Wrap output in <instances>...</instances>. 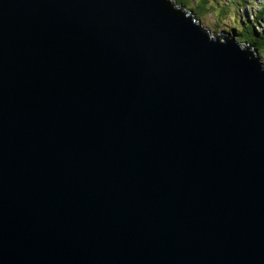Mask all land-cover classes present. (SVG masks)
<instances>
[{
    "label": "water",
    "instance_id": "water-1",
    "mask_svg": "<svg viewBox=\"0 0 264 264\" xmlns=\"http://www.w3.org/2000/svg\"><path fill=\"white\" fill-rule=\"evenodd\" d=\"M232 32L0 0V264H264V63Z\"/></svg>",
    "mask_w": 264,
    "mask_h": 264
},
{
    "label": "rangeland",
    "instance_id": "rangeland-1",
    "mask_svg": "<svg viewBox=\"0 0 264 264\" xmlns=\"http://www.w3.org/2000/svg\"><path fill=\"white\" fill-rule=\"evenodd\" d=\"M176 4H180L178 0H173ZM253 1V0H252ZM211 3H206V7H208V10H199L196 9V12L192 11L191 8L184 9L187 13H191L192 16L195 18V21L201 24L202 27H205L210 30V35H217L219 33H222L223 31L228 32L231 34L232 30L237 29L240 27L241 29H248L247 23L253 25L254 30L257 32V30L260 29L258 34L261 33V31H264V11L260 12L259 19L257 25L253 24V22H256L257 20L253 19L257 14L255 13L258 5L256 4V1H254V7L248 5V3H251V0H246L247 4H237L234 2V0H211ZM184 3L187 7L196 6L197 2L196 0H184ZM191 3V6H190ZM228 12V16H222L221 13H223L222 8ZM198 8V7H196ZM260 9V8H259ZM192 11V12H191ZM199 13V14H198ZM224 14V13H223ZM246 17L250 20V22H247ZM261 18V19H260ZM240 25V26H239ZM238 26V27H237ZM260 26V27H259ZM250 30V29H249ZM235 38L241 40H244L243 43L251 44L247 42V40L240 37V35L237 33L235 34ZM246 41V42H245ZM241 44V43H239ZM244 44V45H245ZM243 45V46H244ZM253 45V44H251ZM242 46V47H243ZM255 48L256 46L253 45ZM253 53L259 57V60L264 63V56L260 55L256 49L251 48Z\"/></svg>",
    "mask_w": 264,
    "mask_h": 264
},
{
    "label": "trees",
    "instance_id": "trees-1",
    "mask_svg": "<svg viewBox=\"0 0 264 264\" xmlns=\"http://www.w3.org/2000/svg\"><path fill=\"white\" fill-rule=\"evenodd\" d=\"M211 0H196V2H197V4H196V6L194 7V6H191V3H190V6L191 7H187L186 5H185V3H184V0H178V2L179 3H181V4H183V5H185L188 9L189 8H191V10H195L194 12H196V9H199V10H208L209 8L208 7H206V5H205V2L207 3H211L210 2ZM246 0H234V2H236L237 4H247L246 2H245ZM254 1V0H253ZM252 0H251V2H253ZM248 5H250L251 7H252V3H248ZM196 7H198V8H196ZM226 8V7H225ZM222 11H223V13H221V15L222 16H228L229 14H228V12L229 11H227V8H226V10L225 9H223L222 8ZM255 13H256V11H255ZM199 14V13H198ZM257 18H259V15H257V16H255L253 19H256V20H259V19H257ZM246 21L247 22H250V20L248 19V17H246ZM261 19V18H260ZM257 22L258 21H256V22H253V24H255V25H257ZM248 25H247V27H249L248 29H241L240 27H238L237 29H235V31H236V33H238L239 35H240V37L241 38H243V39H245V40H247V42H249V43H251V44H253V45H255L256 46V50L258 51V53L260 54V55H262V56H264V31H261V33L260 34H258L257 32H259L260 31V29L259 30H257V32L254 30V28L255 27H253V25H251L250 26V24L249 23H247ZM258 26V25H257ZM250 29V30H249ZM239 40V39H238ZM241 41H244V40H241Z\"/></svg>",
    "mask_w": 264,
    "mask_h": 264
},
{
    "label": "bare ground",
    "instance_id": "bare-ground-1",
    "mask_svg": "<svg viewBox=\"0 0 264 264\" xmlns=\"http://www.w3.org/2000/svg\"><path fill=\"white\" fill-rule=\"evenodd\" d=\"M254 1H255V0H254ZM254 1L251 2L252 5H253V7H254ZM245 2H246V1H245ZM180 6H182L183 9H188L185 5H183V4H181V3H180ZM255 20H256V19H255ZM257 21H258V20H257ZM257 23H258V22H257ZM247 25H248V24H247ZM239 26H240V25H239ZM259 27H260V26H259ZM248 28H249V27H248ZM220 34H221V33H219V34H217V35H220ZM235 34L237 35L236 31H235ZM231 35H233V32H231ZM234 39H235V41H238L237 43H241V44H240L241 46H243V45L245 44V43H243V41H240V40L236 39V38H235V35H234ZM246 44H247V43H246ZM247 45H251V44H247ZM243 48H244V46H243ZM251 48L255 49L253 45H251L250 49H251ZM251 50H252V49H251ZM254 55H255V53H254ZM255 56H257V55H255Z\"/></svg>",
    "mask_w": 264,
    "mask_h": 264
}]
</instances>
